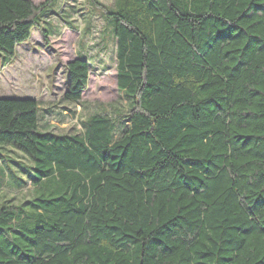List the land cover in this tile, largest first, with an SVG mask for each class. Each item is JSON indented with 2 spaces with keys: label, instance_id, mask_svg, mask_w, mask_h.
I'll return each instance as SVG.
<instances>
[{
  "label": "trees",
  "instance_id": "16d2710c",
  "mask_svg": "<svg viewBox=\"0 0 264 264\" xmlns=\"http://www.w3.org/2000/svg\"><path fill=\"white\" fill-rule=\"evenodd\" d=\"M56 0H0L8 63ZM121 129H43L34 98L0 97V150L28 157V197L0 200V264H264V0H114ZM48 23V22H46ZM46 41L50 31L41 27ZM79 103L90 63H66Z\"/></svg>",
  "mask_w": 264,
  "mask_h": 264
},
{
  "label": "rangeland",
  "instance_id": "374dc122",
  "mask_svg": "<svg viewBox=\"0 0 264 264\" xmlns=\"http://www.w3.org/2000/svg\"><path fill=\"white\" fill-rule=\"evenodd\" d=\"M39 5L47 0H32ZM111 6L114 0H97ZM103 8L88 0H56L35 26L30 38L16 47L12 61L3 60L0 51V97L34 98L39 107V123L55 133L82 131L81 121L93 114L111 116L121 129V115L128 103L116 86L115 40L102 15ZM48 22V23H46ZM41 27L50 31L45 41ZM83 57L90 63L87 86L79 103L67 101L66 63ZM0 152L13 161V175L27 178L22 167L31 161L20 151L5 146ZM0 188L1 196L18 202L28 197L29 182L21 189L10 174Z\"/></svg>",
  "mask_w": 264,
  "mask_h": 264
}]
</instances>
